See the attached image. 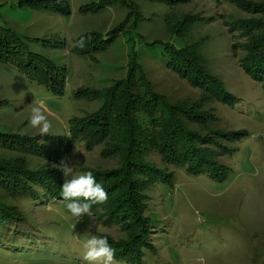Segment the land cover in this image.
Here are the masks:
<instances>
[{"label":"rangeland","instance_id":"rangeland-1","mask_svg":"<svg viewBox=\"0 0 264 264\" xmlns=\"http://www.w3.org/2000/svg\"><path fill=\"white\" fill-rule=\"evenodd\" d=\"M22 1L0 0V27L14 31L26 52L44 55L64 67L66 82L63 94H54L0 59V133L18 139L0 138V162L23 161L28 171L37 172L31 175L38 180L42 174L56 176L60 189H52V196L39 183L32 184L24 198L13 200L14 194L5 187L2 201L13 211L16 204L22 210L10 225L20 235L13 240V231L5 233L9 239L0 245V264H86L84 244L91 235L106 237L114 248L129 240L132 227L121 212L107 220L99 206L91 205L90 214L77 220L58 196L65 179L92 170H113L119 165L118 157L102 154L103 145L87 149L80 142L60 147L59 141L62 149L56 153L38 148L33 139L40 134L29 119L31 109L40 106L52 125L48 134L68 137L70 119L85 117L101 104L83 93L75 97V92L111 85L125 75L133 56L154 92L169 105L188 110L181 117L188 130L208 137L206 131L223 133L226 136L212 141L219 140L229 150L218 143L211 146L223 166L219 170L223 175L217 178L166 164L169 181L159 175L145 191L150 246L140 257L138 246L144 248L148 242L146 228L140 236L145 240L137 236L138 242L130 244L136 253L130 254L129 264H264V84L240 66L243 49L263 32L264 27L251 35L248 29L264 24V7L258 6L264 0H177L173 4L116 0L99 9L94 6L107 0ZM45 2L53 8H41ZM248 21L254 22L246 25ZM91 33L112 41L104 49L81 54L77 40ZM153 41L188 46L221 86L203 79L197 81L199 85L192 84L168 65L170 55ZM260 79L264 81V76ZM160 112L154 117L159 118ZM137 119L142 127L148 126L145 113L139 112ZM144 159L165 166L155 151ZM64 164L72 168L68 176Z\"/></svg>","mask_w":264,"mask_h":264},{"label":"trees","instance_id":"trees-1","mask_svg":"<svg viewBox=\"0 0 264 264\" xmlns=\"http://www.w3.org/2000/svg\"><path fill=\"white\" fill-rule=\"evenodd\" d=\"M165 1L173 4L177 0ZM21 2L23 1L19 0V3ZM113 2H116V0H107L95 5L94 8L99 9L104 7L105 4H112ZM127 3L130 4L128 0ZM258 6L264 7V4ZM40 7L53 8L46 2L43 6L40 4ZM253 22L248 21L246 25L253 24ZM119 26L116 27L118 30ZM262 27H264V24L257 23L255 26H251L248 31L253 35L256 30ZM228 30L230 33L233 32V25ZM100 36L99 33L80 36L77 43L82 39L83 45L80 46L78 43L77 51L85 54L104 49L111 43L112 39H101ZM18 39L19 37L14 31L0 27V59L14 65L25 77L48 88L54 94H63L66 82L65 68L54 65L52 59L44 55L36 52H26L18 43ZM252 40V45L243 49L244 56L240 61V66L250 77L264 84V81L260 79L264 76V28L263 32L254 35ZM151 43L162 44V53L169 54L171 59H174L173 61L178 62L177 64L167 57L168 65L176 69L181 76L187 77L192 84L199 85L197 81L203 79L206 82L210 80L211 83L221 86L219 81L211 77L210 73L205 70L196 56L197 53L188 51V46L177 47L159 41ZM90 90H77L75 97H78L79 93H83L90 98L100 100V107L85 117L71 118L68 137L52 134L38 135L34 137L33 142L36 147H44L45 150L51 153L61 151L62 148H58L59 141L61 145L63 144L60 147H64V144L67 146L69 143L72 145L73 142H80L87 149L103 145L102 154L118 157L119 165L113 170L91 169L97 182L103 186L108 194L106 202L102 204L92 203L91 205L99 206L104 215L108 217L107 220H110L119 212L130 220L132 229L130 230L129 240L124 241L121 246L115 248L108 241L111 247L115 249V258L129 264V262H133V259L129 257L130 254L136 253L135 246L133 245V247L130 244L138 242L137 238L143 235L146 228L148 242L144 243V248H141V244L138 246L141 251L140 257L143 255V251L150 246L148 234L152 231L148 229V226H150L149 218L144 217L148 197L145 191L150 189L159 175H165L164 180L169 181L171 173L166 172V164L177 167L184 166L190 173H206L210 177L217 178L218 175H223L219 172L223 166L218 160L220 155H216L218 152L215 153V147L211 146H213V143H218L220 148L226 147L227 152L229 147L223 145L219 140L212 141L215 136H226L223 133L206 131L210 132V137H208L202 132L198 133L193 129L188 130L181 120V117L187 115L188 110L178 105H169L160 94L154 92L134 56L128 62L123 77L114 80L111 85L103 89ZM158 110L161 111L159 118H155L154 116ZM139 112L145 113L150 118L147 127H142L139 123L137 119ZM167 113L168 115H166ZM1 137H4L5 141L13 140V142H16L18 140L16 139L17 136L12 133H0ZM27 144L32 143L28 142ZM151 151H155L160 156L165 164L164 167L160 168L146 159L143 160ZM31 173L36 174L37 172L28 171L23 161L13 159L0 162V245H3L6 239H9L5 238L6 232L13 231V240L19 237L17 235H20L19 231L11 230L10 225L15 216L20 214L22 208H18L16 204L13 206L16 211H13L5 203L6 200L2 201L1 197L6 194L5 187L10 188L12 194H14L13 200L24 198V191L32 184L39 183L40 187L52 196L51 190L59 188L56 176L48 173L42 174L41 179L38 180ZM48 176H50V179L45 181L44 178ZM7 179L12 181L13 184H9ZM16 179L21 180V182L16 181ZM142 218L143 220H141ZM143 239L145 240V238ZM140 260L138 261L140 262Z\"/></svg>","mask_w":264,"mask_h":264},{"label":"clouds","instance_id":"clouds-1","mask_svg":"<svg viewBox=\"0 0 264 264\" xmlns=\"http://www.w3.org/2000/svg\"><path fill=\"white\" fill-rule=\"evenodd\" d=\"M78 43L82 46L83 40ZM29 124L40 135H47L52 127L40 106L31 109ZM64 168V175L68 176L72 168L68 164H64ZM60 196L67 202V212L77 220L90 214L92 203L102 204L108 199L107 192L91 171L65 179L61 185ZM84 248L82 260L86 264H117L115 249L111 247L106 237L93 234L86 240Z\"/></svg>","mask_w":264,"mask_h":264}]
</instances>
